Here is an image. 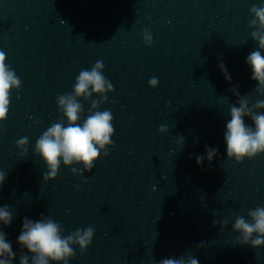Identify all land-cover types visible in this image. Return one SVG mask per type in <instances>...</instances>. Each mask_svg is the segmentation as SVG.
Instances as JSON below:
<instances>
[{
    "label": "water",
    "instance_id": "water-1",
    "mask_svg": "<svg viewBox=\"0 0 264 264\" xmlns=\"http://www.w3.org/2000/svg\"><path fill=\"white\" fill-rule=\"evenodd\" d=\"M261 3L0 0V51L22 82L0 131V171L7 174L0 206L9 205L14 215L11 226L0 228L12 242L14 264L27 254L17 243L23 218L41 215L60 223L65 236L94 227L92 244L83 254L73 246L69 264H159L180 256L236 264L252 248L236 243L232 225L236 215L247 218L249 209L264 206V154L237 163L227 158L223 134L237 99L230 88L250 103L264 99L245 63L258 49L250 8ZM97 61L114 88L99 109L113 114V146L91 172L77 176L71 167L82 166L61 163L57 178L44 181L47 166L35 154L36 140L64 119L57 97L71 93L79 72ZM152 77L156 88L148 84ZM79 102L82 123L90 101ZM161 125L168 131L160 133ZM22 137L29 140L25 157L16 147ZM205 145L218 154L211 165L207 159L197 165ZM201 242L204 248L197 247Z\"/></svg>",
    "mask_w": 264,
    "mask_h": 264
},
{
    "label": "clouds",
    "instance_id": "clouds-1",
    "mask_svg": "<svg viewBox=\"0 0 264 264\" xmlns=\"http://www.w3.org/2000/svg\"><path fill=\"white\" fill-rule=\"evenodd\" d=\"M252 19L248 27L252 29L251 38L258 45V49L251 51L246 57L245 63L251 69V79L256 82L255 93L264 97V3L250 8ZM143 41L146 46H151L153 37L147 29L142 32ZM228 82L231 75L226 66L221 62L218 65ZM104 63L97 61L91 69H82L76 77L71 93L62 94L57 97L58 111L64 119L52 123L35 143V154H37L47 166V172L43 174L44 181L55 180L59 174L61 163L66 167L80 165L81 168L71 167L74 175H81L82 171L91 172L95 162L101 157L109 155L108 148L113 146L112 136L115 133L113 127V114L110 110L100 111V106L108 100V93L113 92L112 83L104 76ZM151 88H156L159 80L156 77L149 79ZM22 87L20 78L8 65L7 56L0 51V131H3L2 123L6 121L11 105V94L13 90L19 92ZM229 91L237 97L236 103L230 105V119L226 122L223 134L226 145V155L237 163L246 158L251 160L264 154V99H257L250 103L248 95H240L236 87ZM93 94L100 99H91ZM90 101L88 115L81 123L84 107L80 99ZM249 118L252 124L246 123ZM168 131L166 125L159 127V132ZM182 150L184 137L177 141ZM16 147L21 149V157H25L29 151L28 137H22L16 141ZM206 156L196 157L197 165H203L205 159L209 165L218 154L217 148L205 145ZM7 174L0 171V189H2ZM14 219L9 205L0 206V225L11 226ZM218 221H213V226ZM228 221L220 224L221 230L227 227ZM232 230L238 235L236 243L250 245L253 249L264 246V206L249 209L247 218L241 215L234 217ZM95 229L92 226L79 228L67 236L63 234L60 223L51 217L41 215L38 220L24 217L22 228L17 237L20 249L27 250V254L19 257V264H69L74 258L73 246H78L83 254L92 244ZM198 248H204L201 242ZM259 259V254H256ZM16 253L13 251L12 242L7 239V233L0 228V264H14ZM159 264H199V260L193 256L179 258H165Z\"/></svg>",
    "mask_w": 264,
    "mask_h": 264
}]
</instances>
